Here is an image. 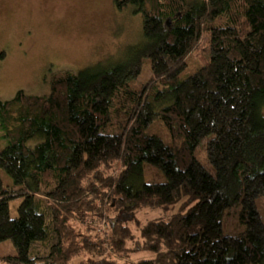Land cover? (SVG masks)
Wrapping results in <instances>:
<instances>
[{
    "label": "trees",
    "instance_id": "1",
    "mask_svg": "<svg viewBox=\"0 0 264 264\" xmlns=\"http://www.w3.org/2000/svg\"><path fill=\"white\" fill-rule=\"evenodd\" d=\"M115 5L143 18L124 61L0 99V171L13 180L0 173V244L17 250L3 264H264V0ZM205 36L208 62L181 79ZM157 119L170 142L149 132ZM152 169L166 181L145 182ZM235 205L245 229L225 235ZM146 209L166 216L142 224Z\"/></svg>",
    "mask_w": 264,
    "mask_h": 264
},
{
    "label": "rangeland",
    "instance_id": "2",
    "mask_svg": "<svg viewBox=\"0 0 264 264\" xmlns=\"http://www.w3.org/2000/svg\"><path fill=\"white\" fill-rule=\"evenodd\" d=\"M142 39V15L134 13L132 7L117 9L115 0H0V52L6 53L0 63V99L11 100L20 90L28 95L48 96L53 79L60 74L75 73L100 62L103 66L117 65L125 60L127 48ZM209 55V39L205 36L193 58L194 64L181 79L193 73L194 66L206 64ZM150 75V62L145 60L136 83L143 84ZM149 132L170 142L166 127L158 119ZM2 135L0 129V144L5 147ZM196 157L207 163L203 149L197 150ZM0 173L5 185L13 183L5 171ZM144 181L165 182L166 176L161 170L152 169L147 171ZM20 203L19 199L11 202L12 218L18 217ZM257 205L264 221V200L258 199ZM239 213L240 205H235L223 217L225 235L245 229ZM137 216L144 224L163 214L160 210L146 209ZM142 254V257L149 255ZM16 255L12 242L0 244V264L3 258Z\"/></svg>",
    "mask_w": 264,
    "mask_h": 264
}]
</instances>
